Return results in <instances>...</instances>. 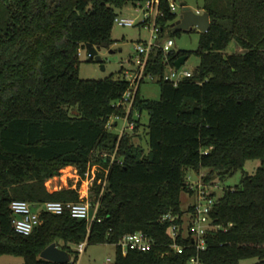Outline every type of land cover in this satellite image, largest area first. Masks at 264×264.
Instances as JSON below:
<instances>
[{
  "label": "trees",
  "instance_id": "16d2710c",
  "mask_svg": "<svg viewBox=\"0 0 264 264\" xmlns=\"http://www.w3.org/2000/svg\"><path fill=\"white\" fill-rule=\"evenodd\" d=\"M144 1L0 0V256H20L23 264H77L74 247L85 240L116 244L144 231L153 249L125 255L118 246L115 264H186L193 251L171 249L163 216L184 214L181 194L192 192L187 172L208 169L223 180L259 160L239 185L223 188L212 211L220 227L208 232L201 256L204 264L246 258L264 264V0H204L211 28L200 32L201 62L193 76L177 85L165 80L169 67L191 52L154 48L144 73L160 84L161 98H143L139 87L128 112L117 103L131 81L82 79L79 50L88 43L112 45L118 10ZM163 9L160 38L177 20L166 3ZM232 40L247 51L225 54ZM144 110L147 151L134 143V133L107 126L112 117H128L137 129ZM114 152L122 163L104 157ZM94 163L109 173L105 187L96 181L92 188L99 208L90 225L68 212H42L30 235L15 231L14 200L77 201V191L50 192L46 182L66 166L84 173ZM53 242L70 253L69 262L40 257Z\"/></svg>",
  "mask_w": 264,
  "mask_h": 264
},
{
  "label": "built area",
  "instance_id": "2783aa9c",
  "mask_svg": "<svg viewBox=\"0 0 264 264\" xmlns=\"http://www.w3.org/2000/svg\"><path fill=\"white\" fill-rule=\"evenodd\" d=\"M181 0H146L144 2H138L142 7V17L137 22L136 19L124 17L117 15L115 17V23L121 26H135L137 24L150 27L152 31V36L149 42L137 46V50L141 55L142 59L139 60V73L130 78L131 88L127 90L122 99L117 103V105H123L127 108L129 112L133 106L134 99L138 88L145 78L155 79L152 74L146 75L144 73L145 65L149 54L154 48H161L165 53L173 50L176 46V42L172 37H168L162 44H158L160 39V34L162 31V26L159 19L164 17L163 4L166 3L168 9L177 15L182 13ZM201 13V11H197ZM194 71L182 70V68L177 69L175 66L169 67L168 71L164 75V79L171 81L177 85L180 81L187 77H192ZM119 117H112L108 122V128H113V126L118 125ZM115 119V120H114ZM124 125L120 132V135L127 133L128 130L135 129V122L130 121L128 117L125 118ZM104 157L110 158V164L114 161L122 163L121 159L116 157V153H105ZM69 166L62 168L59 176H64L69 173L67 168ZM78 170V169H77ZM78 173V171H77ZM109 169L101 163L89 164L84 173H78L77 177L86 180V193L82 194V190L78 189L77 186L75 190L79 194L78 201H56L49 200L44 203L39 208L35 209V205L27 200L17 199L11 203V209L13 213V225L15 231L22 235H30L34 229L41 223L42 212L62 215L68 212L72 217L86 220L88 225H90L94 219L97 218L99 202L96 203V212L93 214L91 209V200L88 199V193L96 181L98 184H102L105 187L107 181ZM103 175L104 177H99ZM47 183V182H46ZM51 184V182H50ZM189 187L192 192L189 193L195 198L193 203L188 209L189 217L186 218L185 215L167 213L163 216L164 221H169L170 226L168 228V235L172 239L170 244L171 249L177 254H184L188 248L192 249L193 253L187 260L186 264H204L202 260V252L207 249L206 237L209 231L219 228L220 226L213 223L212 211L214 210L215 203L217 199L222 195H218V185L212 184L205 181V179H198L197 181H191L188 179ZM47 185V184H46ZM49 185V183H48ZM224 188V187H223ZM222 188V192H223ZM102 194V193H101ZM182 221V222H181ZM186 239L190 241L188 244L181 243L179 240ZM154 239L144 231H136L133 233L123 235L119 241L116 243L119 246L123 254H127L128 251L137 250L141 252H147L153 249ZM87 241H83L77 245L79 252H83L86 247Z\"/></svg>",
  "mask_w": 264,
  "mask_h": 264
},
{
  "label": "rangeland",
  "instance_id": "374dc122",
  "mask_svg": "<svg viewBox=\"0 0 264 264\" xmlns=\"http://www.w3.org/2000/svg\"><path fill=\"white\" fill-rule=\"evenodd\" d=\"M180 2H186L191 7V9L196 12L198 10L201 11V13L204 12V0H181ZM118 13L121 16L136 19L138 22L142 17V7L139 3H127L122 9L118 10ZM200 32L201 31H199L197 28H194L191 31H180L177 34H173L172 27L167 26L162 37L157 43L160 45L169 36L172 37L176 42V46L174 47L175 50H186L191 52L187 61L182 65V70L195 71L201 62L200 55L196 53V50L199 48ZM151 36L152 31L150 27L139 24L135 26H121L115 23L112 29V38L114 43L110 46L102 47L99 52L103 58V62L96 60L89 61L87 48L79 50L81 59L79 73L80 77L82 79L99 80L110 75H113L116 79H130L136 76L140 69L139 60L140 58L142 59L137 50V46L149 42ZM246 51L247 50L239 45L235 40L230 41L224 49L225 54L245 53ZM102 66H104V69ZM140 95L146 99L159 100L161 98L160 84L156 81V79L145 78L140 85ZM138 115L139 114L136 111L135 117H138ZM116 120L118 121V125L113 126V128L110 129L120 133L124 122L125 124H128V122L125 121V118H118ZM148 120V112L144 110L141 115V125H139V127L133 131L128 130V133H134V143L142 145L146 151L148 150V145L145 135V125L148 123ZM259 163V160H249L246 162L244 169H239L235 173L225 176L223 180H221L220 175L217 173L210 175L208 169H202L201 176L194 170H189L187 175L188 179L191 181H197L198 179H210L208 182L220 187L217 194L221 195V190L223 187L239 185L244 174L252 173ZM69 166H72L71 171H74L78 175L80 172L79 169L74 165ZM67 176L70 177L69 173ZM208 176L210 178H208ZM71 183H75L77 188L82 190L81 195L86 193V180L80 178L76 179L73 177L72 179H67V182L66 179L62 178H50L46 184L48 189L51 191H56L57 189L62 190L66 188L67 185H71ZM88 195V199H92L93 193L91 189ZM194 200L195 198L189 193L185 191L182 192L181 202L186 218L189 217L188 209ZM91 209L92 213L94 214L96 212V203L93 200H91ZM74 249H77V246L74 247ZM116 255L117 245L115 243H90L86 244L84 251L79 253L77 264H115ZM256 261V258H246L241 259L239 264H253ZM0 264H23V258L13 255H1Z\"/></svg>",
  "mask_w": 264,
  "mask_h": 264
},
{
  "label": "water",
  "instance_id": "95a60500",
  "mask_svg": "<svg viewBox=\"0 0 264 264\" xmlns=\"http://www.w3.org/2000/svg\"><path fill=\"white\" fill-rule=\"evenodd\" d=\"M182 13L180 17L172 23V28L175 31H190L197 28L199 31L206 33L211 28V18L207 11L203 13H197L186 2H181ZM107 47L106 44L94 45L93 43L87 44V53L89 61L103 62V58L100 55V49ZM188 56L184 55L179 57L174 66L179 69L187 61ZM104 69V66H102ZM41 258L57 263H65L71 260V255L68 251L59 247L57 242H53L47 246L40 254Z\"/></svg>",
  "mask_w": 264,
  "mask_h": 264
},
{
  "label": "crops",
  "instance_id": "0c3cea01",
  "mask_svg": "<svg viewBox=\"0 0 264 264\" xmlns=\"http://www.w3.org/2000/svg\"><path fill=\"white\" fill-rule=\"evenodd\" d=\"M71 169H72V166H69L68 168H67V170H68V172H69V176L70 177H68L67 176V174L68 173H66L64 176H59V175H57V176H54L52 179H58V178H62V179H66V182H67V179H72L73 177H75L76 179H78V177H77V174L74 172V171H71ZM199 175L201 176L202 175V170L199 172ZM48 188V187H47ZM75 188H76V184L74 183H71V185H67V187L66 188H64V189H73V190H75ZM50 192H55V191H51L50 189H48ZM61 189H57L56 191H60ZM76 191V190H75ZM35 206V209L36 208H39L41 205H42V203H33Z\"/></svg>",
  "mask_w": 264,
  "mask_h": 264
}]
</instances>
